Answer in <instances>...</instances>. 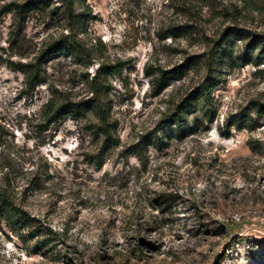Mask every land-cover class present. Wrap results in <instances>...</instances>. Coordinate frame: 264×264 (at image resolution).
Masks as SVG:
<instances>
[{"label":"rangeland","instance_id":"1","mask_svg":"<svg viewBox=\"0 0 264 264\" xmlns=\"http://www.w3.org/2000/svg\"><path fill=\"white\" fill-rule=\"evenodd\" d=\"M22 1L0 0V184L35 220L15 229L0 214V264H264V51L247 48L264 43V0H77L93 15L82 24L54 0L59 14L32 12L19 28ZM233 27L242 34L209 71ZM53 43L31 87L21 67ZM103 63L115 70L92 85ZM177 67L157 89L160 70ZM210 75L211 117L199 102L188 123L158 129ZM94 87L111 105L110 148L94 111L46 118L51 99Z\"/></svg>","mask_w":264,"mask_h":264},{"label":"trees","instance_id":"2","mask_svg":"<svg viewBox=\"0 0 264 264\" xmlns=\"http://www.w3.org/2000/svg\"><path fill=\"white\" fill-rule=\"evenodd\" d=\"M66 9V13L69 18L73 19L77 24H82L88 22L90 19L93 18L92 13H77L76 12V1L77 0H59ZM54 0H24L21 3H13V8L16 12L17 17V24L18 27L21 28V25L24 24L26 17L32 12H42V13H49L51 15L59 14V5L53 4ZM242 30L239 27H233L232 31L227 34V36L218 40V42L214 45L213 49L211 50V54L208 58V67L209 71L213 70L215 67L216 60L214 58V54L222 48L228 40L233 36H238V34H242ZM263 39H259L257 41L254 39L253 41L249 42L247 48L250 46H254V48H260V50L264 51V43L261 45ZM59 48L58 43L51 44L47 49L41 51L37 63H29L25 64L21 69L30 72L28 76V82L31 87L35 86L36 83L41 78V71H42V62L47 57H50L54 54V52ZM247 50L244 52V55L247 56ZM224 58V56H222ZM197 63L191 62L188 63L186 68H191L192 66L196 65ZM116 66V65H114ZM184 66V65H183ZM182 66V67H183ZM100 72L96 74L92 78V85L93 84H102V80L100 77L102 75H107L110 71H114L115 69L111 67L110 64L103 63L100 64ZM181 67H177L174 69H161L159 76L155 79L156 88L161 89L170 84V81L181 77L183 72L177 70ZM219 80L216 76H209L206 78L203 83L197 85L181 103L178 111L165 116L160 121L159 128H166L175 124H185L188 123V120L185 118L187 116L185 112L189 113L198 103H204L203 110L209 116L213 113L209 107L212 103V95L213 90L218 86ZM111 105L108 104L107 100H104L99 88L93 89V96L89 97L84 100L73 101V100H65L61 103L54 101L51 99L46 104V118L48 123L59 121L67 116H72L74 118H79L86 114L88 111H94L98 118L99 123L97 124V131L102 133L103 135V147L110 148L114 143V130L116 125H114L113 121L111 120L110 108ZM257 110L259 113L264 114V104L260 103L256 105ZM212 115V114H211ZM210 115V117H211ZM231 124H237L239 128H243L244 126H252L251 123H247L248 119H243L240 115H233ZM212 120V119H211ZM249 122V121H248ZM160 139V138H158ZM135 147H142V143H138ZM105 153H100L95 155L94 161L98 163V165H103L105 163ZM99 155H101L99 157ZM0 214L3 218H10L13 220L12 228H22L24 229L27 224L33 223L35 217L32 216L25 208H23L17 201V195L15 188L12 187L11 182H6L4 184H0ZM45 240L40 241L41 244L45 245Z\"/></svg>","mask_w":264,"mask_h":264}]
</instances>
